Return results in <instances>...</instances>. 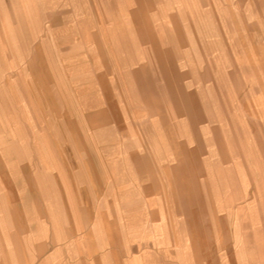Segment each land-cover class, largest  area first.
Segmentation results:
<instances>
[{"label":"rangeland","instance_id":"obj_1","mask_svg":"<svg viewBox=\"0 0 264 264\" xmlns=\"http://www.w3.org/2000/svg\"><path fill=\"white\" fill-rule=\"evenodd\" d=\"M0 264H264V0H0Z\"/></svg>","mask_w":264,"mask_h":264},{"label":"bare ground","instance_id":"obj_2","mask_svg":"<svg viewBox=\"0 0 264 264\" xmlns=\"http://www.w3.org/2000/svg\"><path fill=\"white\" fill-rule=\"evenodd\" d=\"M136 22H137V21H136ZM145 31H146V30H145ZM149 45H150V44H149ZM197 49H198V48H197ZM16 59H17V58H16ZM16 69H17V68H16ZM14 77H15V76H14ZM141 81H142V84H143V85H146L147 82H146L144 79H141ZM150 83H151V82H150ZM150 83H149V84H150ZM205 84H206V83H205ZM158 86H159V85H158ZM158 86H157V87H158ZM147 90H148V89H147ZM162 93H164V92H162ZM203 104H204V103H203ZM162 110H163V109H162ZM159 112H160V111H159ZM156 114H157V113H156ZM162 114H164V113H162ZM163 116H165V114H164ZM165 118H166V117H165ZM163 119H164V118H163ZM249 120H250V119H249ZM148 122H149V121H148ZM107 125H108V124H107ZM224 127H225V126H224ZM143 128H144V127H143ZM225 128H226V127H225ZM144 129H145V128H144ZM218 151H219V150H218ZM219 157H220V156H219ZM221 170H222V169H221ZM192 180H193V179H192ZM190 210H191V209H190ZM240 218H241V217H240Z\"/></svg>","mask_w":264,"mask_h":264}]
</instances>
